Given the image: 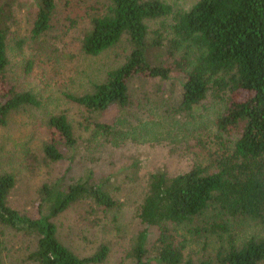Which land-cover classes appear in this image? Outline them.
<instances>
[{"label":"trees","instance_id":"16d2710c","mask_svg":"<svg viewBox=\"0 0 264 264\" xmlns=\"http://www.w3.org/2000/svg\"><path fill=\"white\" fill-rule=\"evenodd\" d=\"M103 1L104 8L86 22L79 39L81 52L96 56L123 39L129 51L83 92L63 93L85 112V127H92L93 139L125 135L101 116L131 105L134 80L152 92L170 89L179 114L192 115L209 94L223 105L214 120L217 147L206 166L193 165L172 176L159 169L147 174L136 215L156 227L159 235L149 245L143 229L125 257L134 264H264V0H192L188 9H176L164 0ZM16 7L31 15V35L37 37L49 29L56 3L0 0L1 127L22 107L41 106L36 93L19 89L8 74L7 46ZM160 19L169 22L150 28L148 22ZM32 68L27 60L23 71L29 74ZM44 129L43 161H65L67 167L60 177L39 187L31 212L8 204L16 179L12 173H0V225L34 243L25 257L30 263L102 264L109 257V244L100 243L87 255L77 254L60 238L61 217L74 211L78 224L96 227L119 206L120 185L137 179L140 160L101 176L87 168L69 178L72 164L89 145L78 141L65 113L47 116ZM240 223L258 226L263 233L240 241L232 229L239 230ZM174 228H183L181 240ZM222 234L227 235L226 243L213 254L185 259L186 235L195 241L201 237L207 250L209 237ZM2 248L0 236V253Z\"/></svg>","mask_w":264,"mask_h":264},{"label":"rangeland","instance_id":"374dc122","mask_svg":"<svg viewBox=\"0 0 264 264\" xmlns=\"http://www.w3.org/2000/svg\"><path fill=\"white\" fill-rule=\"evenodd\" d=\"M164 1L176 9H188L192 4V0ZM55 3L49 29L37 37L31 35V15L24 7L15 8L7 46L8 74L19 89H31L36 93L41 106L22 107L10 114L7 125L0 126V173H12L16 179L7 202L21 211H33L39 187L64 173L66 162L46 163L42 159L41 146L46 139L44 121L47 116L65 113L78 141L89 145L77 156L67 177H77L87 168L101 176L128 165L133 159L140 160V169L136 180L120 185L116 194L119 206L108 212L96 227L78 224L74 211L63 215L60 238L79 255L90 254L100 243H107L111 248L110 254L102 264H134L125 254L136 235L147 229L149 245L159 235L156 227L147 226L136 215V207L145 192L147 174L159 169L172 176L189 170L193 165L206 166L217 147L214 120L223 105L209 94L192 115L179 114L173 108L170 89L152 92L134 80L130 84L131 105L101 116L102 120L113 124L116 131L125 135L108 141L105 137L93 139L92 127H85V112L67 101L63 93H81L91 82L100 80L106 70L120 64L129 46L123 39L99 55L84 54L79 48L80 36L90 16L101 11L105 2L55 0ZM161 21L169 22L160 19L148 22V25L154 29ZM27 60L33 64L29 74L23 71ZM232 229L240 241L263 233V229L255 225L242 224L239 230L236 226ZM175 230L173 233L181 240L185 234L183 228ZM0 231L4 232L0 234L3 239L0 264H33L25 257L34 243L2 225ZM186 236L185 259L213 254L227 240L226 234L210 236L206 250L201 237L195 241V238Z\"/></svg>","mask_w":264,"mask_h":264}]
</instances>
